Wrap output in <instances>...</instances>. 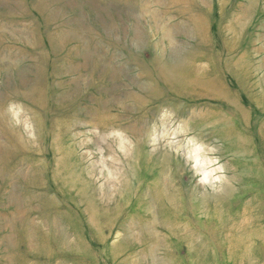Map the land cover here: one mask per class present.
<instances>
[{
	"label": "rangeland",
	"instance_id": "rangeland-1",
	"mask_svg": "<svg viewBox=\"0 0 264 264\" xmlns=\"http://www.w3.org/2000/svg\"><path fill=\"white\" fill-rule=\"evenodd\" d=\"M235 69L247 149L182 84ZM255 129L264 0H0V264H264Z\"/></svg>",
	"mask_w": 264,
	"mask_h": 264
},
{
	"label": "bare ground",
	"instance_id": "bare-ground-1",
	"mask_svg": "<svg viewBox=\"0 0 264 264\" xmlns=\"http://www.w3.org/2000/svg\"><path fill=\"white\" fill-rule=\"evenodd\" d=\"M228 71H229L228 74L230 76L227 77V78L228 79L230 78V83L233 84L235 87L237 85L239 87V85H241V84H239L238 82H239L240 79L245 78V75L244 74L241 75L240 71L236 70V69H235V71L234 70H231V71L228 70ZM161 81L163 82L164 85H168V81L165 78H161L160 82ZM222 81H217L216 80L214 82V81H211V80L210 81L209 80H207V81L192 80V82L194 83V84H192L191 82H187V81L184 80V81H182V84L188 86V88H189L190 85L191 86H193V85H202L203 88L198 92V97L206 99L207 103L211 104V106H210L211 109L214 108L213 104L217 105L218 108L220 109L219 110V112H220L219 115H213V116L210 117V118L213 119V121H215V120L220 118L222 123L226 124V123L231 122L232 119H237L239 121L238 125H236V126L235 125L234 126L231 125V127H229L227 131H224V132L220 131L218 134H221V137L222 138H227V140H229L230 138L233 139V142L236 139L235 142L234 143L233 142L230 143V145L238 147L239 143L240 144L243 143L245 149H247V147H250V142H251L249 140V138L246 136L248 133L250 134V130H249V128H250V125H249L250 124V120H249V117H248V113L246 112L244 106L240 103V101H245L249 106L251 105V107H252V104L254 105L255 101L253 100L252 102H250L243 94L241 95V97H239L238 94L242 93L241 92L242 87H239L237 89H235V87H234V89L232 90L231 87L233 88V86H231V85H230L231 87L227 86L224 83V81L223 82ZM232 81H233V83H232ZM171 83H172V85H177L176 89H173L172 91L173 92L179 91L180 87L178 86L176 76L172 79ZM165 90H166L168 95L170 93H172L171 89L169 87H167V86H165ZM181 99H184V97H181ZM254 131L256 132V136L258 137V139L263 142L262 145L264 146V132H262L261 129H260V131L255 129ZM229 142H231V140ZM225 144H226V142H225ZM257 150L258 149L255 146L252 147V149L249 152V155H252V154L255 155ZM195 155H194V157H195ZM202 171H205V170H202ZM154 260H155V258H154Z\"/></svg>",
	"mask_w": 264,
	"mask_h": 264
}]
</instances>
